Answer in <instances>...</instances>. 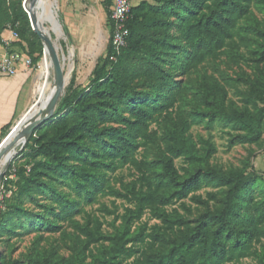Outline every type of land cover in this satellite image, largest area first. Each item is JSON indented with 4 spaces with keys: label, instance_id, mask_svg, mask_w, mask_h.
Masks as SVG:
<instances>
[{
    "label": "trees",
    "instance_id": "obj_1",
    "mask_svg": "<svg viewBox=\"0 0 264 264\" xmlns=\"http://www.w3.org/2000/svg\"><path fill=\"white\" fill-rule=\"evenodd\" d=\"M152 1L132 7L130 35L121 54L113 51L109 40L103 64L93 72L89 90L76 92L73 77L53 118L39 125L24 148L20 147L21 155L27 158L25 164L15 172L13 165L6 169L7 174L14 173L17 182L13 196L6 199L5 212L0 214V242L5 235L9 239L17 235L11 216H16L18 224L22 217L30 216L21 208L22 199L43 190L48 174L67 168L79 200L59 193L55 203L61 212L45 206L54 218L36 217L35 229L59 232V221L72 216L83 204L97 201L99 196L126 202L123 214L107 209L115 216L114 223L121 221V225L113 234L105 235L100 219L86 224L75 222L81 238L75 256L55 260L45 255L40 260H30L29 264H233L252 256L258 260L257 264H264V251L260 254L254 248L264 224V199L256 204L257 216L247 211L251 188L258 179L242 170L225 172L204 167L217 148L206 141L205 147L199 149L190 134L192 126L202 122L204 116L199 115L192 123L181 119L168 131L166 151L153 163L156 185L148 182L139 187L132 183L117 189L112 184L111 175L119 170L131 166L141 170L136 158L139 149L158 140L152 126L159 125L175 106L180 91L174 85L173 70L187 72L194 65L220 60L228 47L237 46L241 25L246 21L254 22L262 39L256 52L260 64L257 75L247 80L250 95L243 96L245 106L239 108L230 102L226 87L211 78L206 83L209 93L203 95L212 109L204 115L211 121L220 116L247 128L252 141L260 140L263 134L264 106L259 107L256 100L264 99V28L254 17L255 0ZM102 5L110 16L109 1ZM16 15L12 0H0V44L5 45L2 35L7 26L15 27ZM17 32L27 43L28 55L37 68L44 54L40 38L28 22ZM172 53L177 55L178 63H171ZM130 61L134 63V71L128 70ZM135 80L138 83L134 85ZM10 128L5 127L3 132ZM74 155L80 158L79 164L69 166ZM179 159L188 166L179 168L176 164ZM206 182L227 189L221 209L206 210L197 218L193 229L169 240L167 230L178 226L184 216L167 208L182 202L184 212L192 213L193 208L183 202L191 195L197 207H208L214 193L207 194V198L194 195ZM147 212L160 224L142 223ZM148 240H168L169 244L144 262L134 260ZM92 245H98L97 249L92 250ZM0 264H6L1 257Z\"/></svg>",
    "mask_w": 264,
    "mask_h": 264
},
{
    "label": "rangeland",
    "instance_id": "obj_2",
    "mask_svg": "<svg viewBox=\"0 0 264 264\" xmlns=\"http://www.w3.org/2000/svg\"><path fill=\"white\" fill-rule=\"evenodd\" d=\"M142 1L153 2L152 0H133L134 7L138 6ZM12 2L16 5L17 13L15 30L17 31L18 28L27 24V22L31 25L29 15L25 10L26 0H12ZM52 2L54 4L53 10L61 24L62 34L58 36L55 33L53 26L42 15V10L38 7L41 1L37 0L35 12L38 13L39 24L51 36L53 45L57 47L64 78L68 72V65L72 63L74 68L70 83L75 77L76 92L88 91L93 78L92 74L97 67L102 66V60L109 47L111 28L109 12L104 9L100 0H52ZM252 10L255 19L264 28V0H255ZM23 11L27 13V16H25ZM254 25L253 21L243 22L241 25L242 35L237 38V46L235 48L228 47L226 54L220 60H208L203 64L194 65L187 72L173 70L174 85L180 89L175 106L170 112L165 114L159 125L152 126V130L158 133V140L139 149L136 158L141 164V170L131 166L111 175L112 184L117 189H120L123 184L132 183H137L139 187L146 186L148 182H153V185H156L152 173L153 163L166 151L168 131L180 123L181 119H187L192 123L195 118H200L199 115H202L204 116L203 121L194 124L190 134L199 149L205 147L206 141H211L217 148L216 154L212 156L209 162L204 164V167L225 172L232 169L242 170L256 177L258 180L256 185L251 188L252 193L247 211L250 215L257 216L259 211L256 204L263 202L262 200L264 199V128L261 139L252 141L249 138L250 131L245 127L233 122H227L220 116H216L211 121L210 117L204 115L205 112L212 108L205 102L203 95V92L205 94L209 93L206 83L211 78H216L226 87L230 102H233L239 108L245 106L243 96H248L251 92L247 80L255 78L260 66L259 55L256 52L260 50L259 43L262 42V39L259 34L257 35ZM23 50V53L28 55V45ZM72 50L74 55L72 60H69ZM176 56L172 53L170 56L171 63H178L176 62ZM65 57L68 58L67 65H65ZM133 64L130 61L129 65L131 66L128 70L132 69L134 71ZM39 65L40 68L39 66L35 68L33 64L30 69H27L31 72L32 80H34L32 83L34 85L32 86L33 104L38 99H41L42 103L44 97L43 87H46L44 93L47 95L54 84L53 68L50 66L49 61H44ZM41 74L42 79L37 83V79ZM137 83L138 80H135L134 85ZM256 102H258L257 105L259 107L264 106L263 98H257ZM15 126L16 124L2 133L0 147L7 139L9 140L14 128H16ZM19 149V145L16 146L9 159H6L5 164L0 167L2 214L5 212L6 199H11L13 196V192L16 190V183L14 182H17V177L14 173L7 174L5 168L13 165V167L15 166V172L16 169H19V166L27 161V158L21 155ZM79 160L78 155H74L70 157L68 165H78ZM176 164L179 168L188 166L181 159L177 160ZM69 169L48 174L44 178L43 190H38L32 196H26L22 199L21 208L28 212L30 216L22 217L19 224L16 222L15 215L10 217L14 227L16 226L17 235L12 236L10 239L9 236L5 235L1 239L0 257L4 259L6 264H29L30 260H40L45 255L51 256L55 260L58 258L68 259L75 256L80 249L81 239L75 229V222L86 224L93 222L95 219H100L104 223L103 232L105 235L113 234L115 229L121 225V221L114 223L115 216L110 215L107 209L123 214L124 205L127 206L126 202L112 196H99L97 201L83 204L72 216L64 221H59V226H61L59 232L50 233L44 231V229H35L34 225L36 222L34 220H38L35 219L36 217L46 215L47 218L48 216L50 219L54 218V215H50V211L45 206L55 208L56 213L61 212V209L55 203L59 193L65 194L73 200H79L73 189V183L68 172ZM226 192V188L215 187L206 182L194 195H201L207 198V194L214 193L215 198L208 207H197L191 200L193 195L183 201L187 206L193 208L190 214L184 212L181 206L182 202L169 206L167 208L169 212L177 210L184 216L178 226L172 230H167L169 240L173 241L175 238H180L184 232L193 229L197 225V218L206 210L209 209L213 212L220 210L222 201L226 197ZM39 223L41 222L39 221ZM142 223H148L149 226L160 224L159 221L151 218L150 212H147L144 216ZM259 235V241L254 243V248L262 254L264 251V224L260 227ZM168 244V240H148L141 246L140 253L134 260L140 263L144 262L160 250L165 249ZM97 247L98 245H92L91 249L96 250ZM257 263L258 260L252 256L233 264Z\"/></svg>",
    "mask_w": 264,
    "mask_h": 264
},
{
    "label": "water",
    "instance_id": "obj_3",
    "mask_svg": "<svg viewBox=\"0 0 264 264\" xmlns=\"http://www.w3.org/2000/svg\"><path fill=\"white\" fill-rule=\"evenodd\" d=\"M40 1L42 2L44 0ZM36 6L37 0H26L25 2V10L29 15L32 29L42 41L47 60L50 61V64L53 68L54 85H56V90L52 94L51 98L48 99L43 105L41 104V99L36 100L31 108L26 112V114L17 122L15 126L16 128H14L12 134L17 128H21L13 140H10L12 136L11 134L9 140L7 139L6 142L0 147V162L4 157L9 159L16 146L19 145V147L23 149L33 131L39 125L53 118L58 108L59 101L64 96L65 90L67 88L63 82L64 72L57 47L53 45L51 36L46 32V30L40 28L39 22L37 20V14L35 12ZM58 25L61 28L59 21ZM8 167L9 166H6L5 171Z\"/></svg>",
    "mask_w": 264,
    "mask_h": 264
},
{
    "label": "crops",
    "instance_id": "obj_4",
    "mask_svg": "<svg viewBox=\"0 0 264 264\" xmlns=\"http://www.w3.org/2000/svg\"><path fill=\"white\" fill-rule=\"evenodd\" d=\"M3 41L9 40L10 45L0 44V59L9 53H23L27 44L20 38L15 40L9 31L2 35ZM28 51V50H27ZM31 72L23 65L19 66V72L12 78H0V140L2 139L3 129L13 126L26 114L33 104Z\"/></svg>",
    "mask_w": 264,
    "mask_h": 264
},
{
    "label": "built area",
    "instance_id": "obj_5",
    "mask_svg": "<svg viewBox=\"0 0 264 264\" xmlns=\"http://www.w3.org/2000/svg\"><path fill=\"white\" fill-rule=\"evenodd\" d=\"M101 3L109 1L110 3V20L111 29L110 37L111 45L113 51L120 55L122 50L127 45V40L130 35V30L128 23L131 18V10L133 5V0H100ZM6 31L11 33V37L15 40L19 39V34L15 30L12 24L7 26ZM5 46L10 45V41H4ZM47 57L45 52L43 54V59L41 64L45 61ZM23 65L26 69H30L33 66L32 58L25 53H9L4 58L0 59V78H12L15 77L19 72V66ZM40 68V65H39ZM2 212V203L0 202V214Z\"/></svg>",
    "mask_w": 264,
    "mask_h": 264
},
{
    "label": "bare ground",
    "instance_id": "obj_6",
    "mask_svg": "<svg viewBox=\"0 0 264 264\" xmlns=\"http://www.w3.org/2000/svg\"><path fill=\"white\" fill-rule=\"evenodd\" d=\"M54 1H56V0H54ZM38 7L42 10V15H43V16L46 18V20H47V21L53 26V29H54L55 33H56L58 36H60V35L62 34V30H61V28H60L59 25H58V19H57V16H56V14H55V12H54V10H53L54 4H53L52 0H44V1H42V2L39 4ZM35 10H36V9H35ZM36 14H37V20H38V13H36ZM38 22H39V20H38ZM39 26H40V24H39ZM40 28H41V26H40ZM91 45H92V44H91ZM99 46H100V45H99ZM73 50H74V49H73ZM73 50H72L71 53H70L69 60H72V57H73V55H74V51H73ZM84 52H85V51H84ZM46 61H49V60H46ZM65 61H66V64H65V65H67V61H68V58H67V57H65ZM49 63H50V61H49ZM50 66H51V64H50ZM51 67H52V66H51ZM63 67H64V66H63ZM43 68H44V67H43ZM73 68H74L73 64L70 63V64L68 65V72H67L65 78L63 79V82H64V85H65V86H68L69 83H70V79H71V77H72L71 74H72ZM41 79H42V74L39 75V77H38V79H37V83H39V81H40ZM45 89H46V87L44 86L43 89H42L43 94H44L43 101H42V103H41L42 105H43L44 103H46L48 99L51 98L52 94H53V93L55 92V90H56V85H54V84L52 85V88H51V90L48 92L47 95H46V93H44V92H45ZM20 128H21V127L17 128L16 131L12 134V136H11V140H13V139L15 138V136H16V134L19 132ZM6 159H7V158L4 157L3 161L0 162V167H1L2 165L5 164Z\"/></svg>",
    "mask_w": 264,
    "mask_h": 264
}]
</instances>
